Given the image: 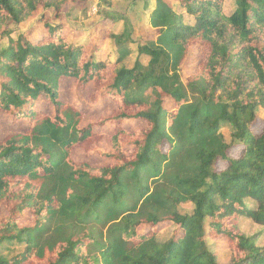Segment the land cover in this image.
I'll return each instance as SVG.
<instances>
[{
    "label": "trees",
    "instance_id": "trees-1",
    "mask_svg": "<svg viewBox=\"0 0 264 264\" xmlns=\"http://www.w3.org/2000/svg\"><path fill=\"white\" fill-rule=\"evenodd\" d=\"M78 1L0 0V38L39 12L58 20ZM224 2L155 0L138 47L146 65L123 67L126 46L102 61L97 45L87 50L43 14L44 32L0 49V112L24 123L0 140V264H220L219 238L226 264H264L260 235L240 228L241 219L264 227V0H233L228 15ZM62 80L92 85L91 100L115 109L81 125V111L60 98ZM134 121L145 125L127 132ZM75 149L109 163L76 162ZM162 225L174 227L165 241Z\"/></svg>",
    "mask_w": 264,
    "mask_h": 264
},
{
    "label": "rangeland",
    "instance_id": "rangeland-1",
    "mask_svg": "<svg viewBox=\"0 0 264 264\" xmlns=\"http://www.w3.org/2000/svg\"><path fill=\"white\" fill-rule=\"evenodd\" d=\"M155 0H79L76 3L67 4L62 7L58 13V20L53 19V14L50 12H39L33 18L21 23L17 26H12L9 34L5 38H0V49L5 47L9 40H14L18 35L25 33L31 36H37L43 30V24L39 23L41 15L45 19L52 21V23L63 22L69 32V38L74 39L77 43H83L89 50L92 45H97L99 51L96 57L102 61H113L117 55V47L126 46L131 49V55L123 62L122 66L130 68L136 60L146 65L149 57L140 54L138 47L144 44L145 40L150 38L152 32L148 26L149 12L154 8ZM233 0H225L224 12L230 14L234 9ZM177 13L184 12L175 6ZM184 16V15H183ZM187 24L192 23V19L184 16ZM42 32V33H43ZM76 34V36L74 35ZM78 34V35H77ZM196 54L193 49L189 62L182 70L181 81L184 83V75L191 74L195 71ZM61 100L72 104L79 109L83 115L82 124L95 123L100 118L107 116L115 109V104L109 100H100L93 102L91 95L93 92L92 85L84 89H79L75 86L72 80H62L60 88ZM39 109L44 111L47 115L52 113L51 107L39 101ZM259 118L264 119V110L257 111ZM144 123L140 121L124 122V129L131 133L144 127ZM24 127V123H11L6 115L0 112V140L6 136L13 134ZM98 132L102 135V140L99 143V150L106 152L110 148L109 137L113 133V126L107 125L99 129ZM221 132L227 139L229 130L222 127ZM71 158L76 162L87 161L92 166L107 165L109 162L102 160L96 154H89L81 149H75ZM248 204H253L248 200ZM191 204L182 205V211H189ZM32 220L30 217H25L21 222L23 226H30ZM241 231L249 235H260L261 242L258 244L264 245V227L253 224L247 219L240 221ZM174 227L162 225L159 226L158 239L160 241L167 240L173 233ZM220 252L218 259L220 264L227 263V244L219 238ZM22 251L21 247H15L12 253H19Z\"/></svg>",
    "mask_w": 264,
    "mask_h": 264
}]
</instances>
